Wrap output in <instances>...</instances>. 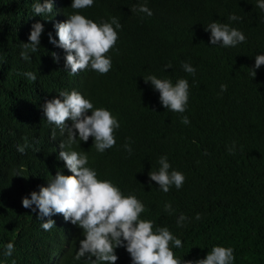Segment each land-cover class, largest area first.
Segmentation results:
<instances>
[{
    "label": "trees",
    "instance_id": "16d2710c",
    "mask_svg": "<svg viewBox=\"0 0 264 264\" xmlns=\"http://www.w3.org/2000/svg\"><path fill=\"white\" fill-rule=\"evenodd\" d=\"M100 1L109 18L116 16L129 28L119 35L117 50L106 54L111 55L116 69L112 66L103 76L84 70L71 76L64 70V50L53 49L48 35L41 34L40 47L30 53L29 61L19 55L21 43L29 42L33 22L43 18L34 14V0H0V262L85 264L84 258L74 262L84 238L82 229L56 214L52 219L57 227L45 231L31 209L22 205V198L39 191L38 185H46L56 171L71 175L55 155L61 150L60 141L54 148L47 147L63 138L56 129L53 139V126L45 120L42 105L74 86L85 96L89 93L95 107L108 108L121 118L115 133L117 143L111 149L123 158L112 165L111 157L99 159L106 154L102 153L93 167L98 177L112 180L125 195L135 194L146 206L141 218L151 213L154 228L167 226L183 241V247L173 249L175 257L196 260L200 249L210 251L213 245H221L234 249V264H264V65L255 78L248 67H254L251 59L264 52V11L256 7V0H184L176 9L157 4L150 9L177 20L165 31L157 22L148 29L143 23H134L143 13H132L130 8L140 2L116 0L118 7H111ZM96 6L82 11L90 16V11L100 12ZM173 11L177 13L171 14ZM232 13L242 19L229 21ZM213 20L240 28L247 37L244 45L231 52L209 46L203 28ZM53 52L59 55V63ZM163 55L169 59L153 61ZM242 58L247 63L235 61ZM182 62L196 68L195 85L188 80L189 103L184 115L165 109L159 93L143 78L155 74L175 82L189 76ZM169 63L172 68L165 71ZM52 65L58 67L59 75L50 69ZM27 71H33L37 80L24 77ZM65 79L72 83L63 84ZM81 83L86 85L85 92ZM221 84L227 85L226 91L221 92ZM112 102L117 103L116 109ZM138 108L142 121H131L130 109ZM185 115L190 120L187 125L181 122ZM24 142L28 147L20 153L17 145ZM125 142L131 143V155L122 147ZM80 143L72 148L92 149L91 143ZM161 155L184 173L181 189L172 186L164 193L155 182L149 186L148 172L158 169ZM56 162H60L58 168ZM168 202L175 210L172 214L164 211ZM180 213L189 218L184 227L176 225ZM197 213L199 220L195 219ZM9 241L15 251L5 257L4 245Z\"/></svg>",
    "mask_w": 264,
    "mask_h": 264
},
{
    "label": "clouds",
    "instance_id": "9594fccd",
    "mask_svg": "<svg viewBox=\"0 0 264 264\" xmlns=\"http://www.w3.org/2000/svg\"><path fill=\"white\" fill-rule=\"evenodd\" d=\"M111 7H118L116 0H103ZM131 1L133 0H125ZM181 5L184 0H172ZM132 6V13H143L140 20L134 23L148 25L149 18L163 15L161 10L152 11L147 0ZM169 0H159L161 8H170ZM95 0H71L72 14L67 19L59 22L52 15L55 36L52 32L46 34L44 25L39 21L33 22L27 43H21L20 57L29 61L30 53H36L41 44V34L48 35L49 43L64 50V70L71 76H76L85 69L93 70L99 74H107L113 66L111 55H106L109 50L116 51L115 45L119 38L122 24L116 16L99 23L87 18L81 12L88 9ZM256 7L264 11V0H256ZM32 9L35 15L45 16L53 13V0H34ZM168 15V14H167ZM242 18L232 13L229 21H238ZM264 23V18L261 19ZM150 24L155 22L150 20ZM203 36L209 46L216 47L222 52H231L244 45L247 37L235 24L213 20L204 28ZM199 35L201 32L199 29ZM58 37V39H57ZM240 45V46H239ZM55 62L59 63L60 57L52 53ZM247 63L245 58L235 59ZM255 61L254 67L249 64L250 75L255 78L257 70L264 65V52L257 53L250 62ZM182 69L195 75L196 68L188 62L181 63ZM172 68L171 63L164 66V70ZM28 80L36 81L37 76L33 71L23 73ZM150 83L153 90L159 93L161 105L168 111L184 113L189 101V82L186 78H178L175 82L171 78H161L155 74L143 77ZM221 92L227 90L226 84L220 85ZM116 109V102L110 103ZM43 115L49 125L53 126L52 137L55 139L56 129L59 130L60 139L57 159L63 161V171H56L52 178L47 180L46 186H39V191H32L29 196L22 198V205L31 209L41 221L40 227L51 230L56 221L52 219L56 214H62L66 222L82 229L75 260L84 258L85 264H117L119 259L116 249L123 247L130 255L131 264H234L235 255L232 247L213 245L210 251L199 250V259L180 260L174 255V248L183 247V241L178 238L167 226H155L150 213L146 219L141 218V213L146 211V206L135 194L125 195L121 188L110 179H100L95 168L89 166V156L84 150L77 151L72 148L74 144L88 142L93 138V147L98 153H104L113 148L117 143L116 131L121 123L117 116L105 107H95L90 98L73 89L61 90L57 96L46 100L42 105ZM89 112L91 114H89ZM70 121L71 123H66ZM181 122L189 124L188 116H182ZM125 130L127 126H123ZM129 141L131 138H128ZM119 140H123L119 137ZM28 144L17 145V150L24 153ZM129 155L133 149L131 143L125 142L122 146ZM135 147V144L134 146ZM67 148V150H65ZM157 170L148 172L149 186L152 182L158 185L160 191L167 193L174 186L177 190L183 187L185 175L172 167L168 157L161 155L157 161ZM164 211L172 214L175 210L171 202L164 204ZM201 218L197 213L196 220ZM189 218L184 214L176 219L177 227H184ZM171 245V246H170ZM15 245L9 241L4 245L3 255L12 256ZM3 264V262H0ZM15 264V260L12 261Z\"/></svg>",
    "mask_w": 264,
    "mask_h": 264
},
{
    "label": "bare ground",
    "instance_id": "6f19581e",
    "mask_svg": "<svg viewBox=\"0 0 264 264\" xmlns=\"http://www.w3.org/2000/svg\"><path fill=\"white\" fill-rule=\"evenodd\" d=\"M157 1H159V0H151L150 3L148 1V3H149L148 4V7L152 9V7H154V6L157 5ZM169 1L170 2H169L168 7L172 8V9H176V7L178 6V4L173 3L174 1H172V0H169ZM53 3H54V10H53L52 15H54L55 16V19L58 20L59 22H62L64 20H66L67 19V15L72 14L73 12H75V10H72V8H70V6H71V0H53ZM93 5H97L96 7L100 10V12H92V11H90L91 12V15L90 16L86 15L83 11H79V12H81L87 18H90V19L94 20L97 23H99V22H101L103 20H108L109 19L108 15L105 12V9H104V6H103L102 1L97 0V2H95ZM176 13H177V11H173L171 14L175 15ZM49 15L43 16V18L39 22L42 23L44 25V28L48 29V31L49 32H52L53 35L55 36L54 25L56 23H52L51 22V19L49 18ZM99 17H100V19H95V18H99ZM146 19L149 21V23H148V25H146V28L145 29H148L151 26V24H150V20H151V21L155 22V24L157 22V24L161 25L162 26L161 30H165V31L166 30H170L171 28H173L174 25L176 24V21H177V20H174L173 19L172 15H167V14L160 15L159 17H156V18L146 17ZM23 23L24 22L21 21L20 25L22 26ZM128 29L129 28H128L127 25H122V30H119V35L120 34L125 35L127 33ZM57 39H58V37H57ZM52 47H53V49H60V48L55 47L54 45H52ZM153 50H155V49H153ZM160 58H168L169 59L168 56L163 55V56H157L153 61H155L157 59H160ZM112 61H113V58H112ZM113 68L116 69V65H114ZM50 69L54 72L55 75H59V73H58V67H56L55 65H52V66H50ZM84 71L85 72H87V71L95 72V71L90 70V69H85ZM93 74H97V72L96 73H93ZM97 75L103 76L105 74H97ZM194 76L195 75L189 74V76L187 75L184 78H186L191 83H193V85H195V82H194V78L195 77ZM101 78L102 79H107L106 77H101ZM62 83L65 84V85H68V84L72 83V80L71 79H69V80L68 79H65ZM81 86L83 88H81V87L80 88L83 89V91L85 92L86 91V88H85L86 85L82 84ZM22 88L23 87H19V89H22ZM74 88L75 87L72 86L71 90H73ZM23 92H26V90H23ZM57 95H55V96H57ZM86 97L89 98V93H86ZM150 105H153V104H150ZM140 113H141V111H140L139 108L136 109L135 111H132L130 109L129 116L131 118V121H142V116H141ZM184 114H187V112L185 111L184 113H181V115H184ZM25 126L27 127V125H25ZM47 133H49V130H47ZM59 141L60 140H58V141H54L53 140V141H51L52 145H48L47 147L54 148V146L57 145ZM24 143H26V142H24ZM31 143H33V142H31ZM91 145L93 147V138H91ZM73 149L74 150H77V151L84 150L85 152H87V154L89 156V166H91V167H94L95 166L96 161H97V158L102 154V153H98L95 150V148H92L90 151H87L85 149H75V148H73ZM65 150H67V149H65ZM59 151H56V153H55L56 156H58ZM104 153H106V154L101 155L99 157V159H102V158H105V157L106 158L111 157L114 160V162L112 163V165L113 164H116L120 159L123 158V154L122 155H119L118 151H116L114 149H108ZM61 162H63V161H61ZM56 163H57L56 168H58L60 166V162H56ZM46 185H47V183H46ZM46 185H44V186H46ZM39 186H41V185H38V187ZM33 215L36 216V214H33ZM23 227H25V226H23ZM55 227H57V225H55L53 228H55ZM25 228H27V227H25ZM116 254L119 257V259L117 261V264H131L130 255H129V253L123 247L117 248L116 249ZM82 260L83 259L77 261V260L74 259V262H81Z\"/></svg>",
    "mask_w": 264,
    "mask_h": 264
}]
</instances>
